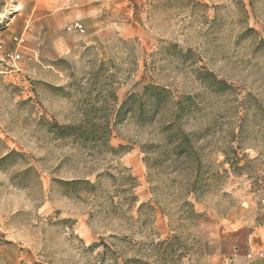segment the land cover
Segmentation results:
<instances>
[{"label":"rangeland","instance_id":"1","mask_svg":"<svg viewBox=\"0 0 264 264\" xmlns=\"http://www.w3.org/2000/svg\"><path fill=\"white\" fill-rule=\"evenodd\" d=\"M31 1L0 0V21L18 16L8 27L0 23V44L10 52L13 37L24 39L18 70L0 52V264H254L250 237L264 228V0H145L140 36L103 30L89 45L86 29L68 30L74 22H34ZM56 36L70 42L62 56ZM147 85L188 106L182 126L202 159L200 202L189 198L202 218L184 227L175 222L185 191L173 197V185L193 174L194 161L164 171L166 112L147 124L127 113L137 109L129 104L115 123ZM89 99L95 117L110 121V144L130 150L119 162L93 152L97 145L50 134L52 124L79 121ZM231 149L240 167L233 170L223 155L232 159ZM117 163L138 180V202L117 219L54 184L94 182ZM103 186L113 195V182ZM142 204L153 210L140 214Z\"/></svg>","mask_w":264,"mask_h":264},{"label":"trees","instance_id":"2","mask_svg":"<svg viewBox=\"0 0 264 264\" xmlns=\"http://www.w3.org/2000/svg\"><path fill=\"white\" fill-rule=\"evenodd\" d=\"M251 2L253 5L254 0H251ZM250 31L254 30L250 29ZM261 42L264 43V39H261ZM214 83L216 85L223 84L217 81L216 78H214ZM113 97L115 98L114 95ZM129 104H136L137 109L135 111L133 107L127 108V113L129 115L132 114L137 121L146 122L147 124H153L157 114L161 110L164 109L166 112V116H164V128L162 130L163 141L160 146L162 148L160 159L164 160V171L178 165L182 169L187 170L192 161H194V164H191L193 174L188 178L183 177L182 181L173 185V197H178L180 192L185 191V199L180 200L177 198L179 200H177L176 204L180 207L179 213L182 217L175 224L178 227H184L202 218V215L195 210V204L189 200V198H193L195 202H200V193L203 185L201 183L202 159L199 155L197 141L194 139V134L185 131L182 126L188 106L184 105L182 100L176 101L167 88L147 85L139 96L131 95L117 111L115 123L121 121V114ZM93 107L94 103L91 99L87 100L84 102V113L79 121L66 125L52 124L50 134L58 141L70 142L72 145L80 147L97 145L95 149H92L93 152L99 151L98 153L102 156L110 155L115 162H119L130 150L123 145L114 148L110 144L109 139L112 133L110 121L104 119L98 120L92 113ZM157 146L159 147V145ZM141 148L142 153L147 154V146L143 145ZM231 151L233 155L232 159H230L227 153H223L225 163L232 170L240 168L238 154L234 149H231ZM15 154L17 153L12 152L11 155ZM144 163L149 170L150 165L147 163V159H144ZM106 179H109L114 184L113 195H110L103 186V180ZM54 184L65 188L69 196L74 195L83 197L85 200H95L94 203L100 208L99 213L107 215L111 219H117L121 215L124 206L132 207L138 202L135 194V189L138 187L137 178L132 175L128 168L118 163L116 166L106 169L104 173L96 175L94 182L86 178H73L69 180L55 179ZM146 207H150L153 210V207L150 205L142 204L139 208V213L141 214ZM181 236V234H178L172 238L170 243L165 244L170 245ZM112 238L118 239L114 236ZM96 246L94 245L91 249Z\"/></svg>","mask_w":264,"mask_h":264},{"label":"crops","instance_id":"3","mask_svg":"<svg viewBox=\"0 0 264 264\" xmlns=\"http://www.w3.org/2000/svg\"><path fill=\"white\" fill-rule=\"evenodd\" d=\"M22 2L24 0L20 3ZM31 2L28 15L34 22L52 20L64 26L71 22H81L87 31L84 40L88 45L97 44L96 36L103 30L114 31L124 40L138 37L142 31L138 17L140 6H143L145 0H32ZM56 37L52 42L56 52L61 56L68 53L70 42L66 43L60 36ZM250 248L254 264H264V228L250 237Z\"/></svg>","mask_w":264,"mask_h":264},{"label":"built area","instance_id":"4","mask_svg":"<svg viewBox=\"0 0 264 264\" xmlns=\"http://www.w3.org/2000/svg\"><path fill=\"white\" fill-rule=\"evenodd\" d=\"M16 20V13L11 12L10 16L8 18L4 17L1 19L0 23L4 24V27H8L12 22ZM69 31H76L78 33H85V27L80 22H74L68 27ZM13 43L15 45V50L8 51L6 50L5 46L0 44V52L3 53V59H7L8 63L7 66H9L12 70H18V65L22 60L20 47L22 43L24 42L23 36H15L12 38ZM251 257V256H250Z\"/></svg>","mask_w":264,"mask_h":264}]
</instances>
